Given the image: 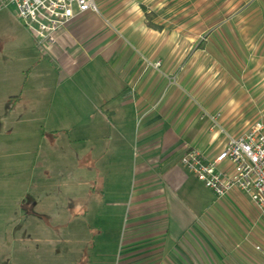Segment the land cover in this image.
I'll return each instance as SVG.
<instances>
[{
	"label": "rangeland",
	"instance_id": "obj_1",
	"mask_svg": "<svg viewBox=\"0 0 264 264\" xmlns=\"http://www.w3.org/2000/svg\"><path fill=\"white\" fill-rule=\"evenodd\" d=\"M151 1L144 14L154 32L161 28L170 43L185 44L186 64L216 67L218 90L227 86L235 97L255 85L264 50L257 0ZM35 48L13 11L1 10L0 264H139L144 249L131 247L128 229L138 157L118 136L129 135L135 124L127 111L117 113L111 126L86 121L82 100L84 82H95L91 68L67 76ZM100 82L93 88L96 107L118 92L113 76ZM172 88L168 84L166 95ZM251 93L256 96V88ZM232 107L245 115L248 131L264 125V103Z\"/></svg>",
	"mask_w": 264,
	"mask_h": 264
},
{
	"label": "crops",
	"instance_id": "obj_2",
	"mask_svg": "<svg viewBox=\"0 0 264 264\" xmlns=\"http://www.w3.org/2000/svg\"><path fill=\"white\" fill-rule=\"evenodd\" d=\"M93 1L97 14L76 16L57 33L50 52L42 53L67 76L91 68L95 82H84L82 100L88 105L86 121L111 126L117 113L127 111L135 124L129 135L118 133L138 157L129 210L131 247L144 249V264H264V216L249 198L232 190L218 199L180 166L186 148L212 162L228 138L248 131L245 115L232 104L264 103V50L256 60L255 85L234 97L227 86L216 87V67L186 64L185 44L170 43L161 28L154 32L144 14L151 0ZM257 5L256 24L264 25V0ZM106 74L113 76L111 87L118 92L96 107L93 88L103 86ZM168 84L176 88L166 95ZM253 88L257 95L249 96ZM218 114L220 120L211 122ZM219 170L230 175L233 167L224 163ZM206 195L214 199L212 205ZM143 221L147 226L141 229Z\"/></svg>",
	"mask_w": 264,
	"mask_h": 264
},
{
	"label": "built area",
	"instance_id": "obj_3",
	"mask_svg": "<svg viewBox=\"0 0 264 264\" xmlns=\"http://www.w3.org/2000/svg\"><path fill=\"white\" fill-rule=\"evenodd\" d=\"M12 10L14 18L33 37L41 52L49 53L56 35L76 16L97 14L93 0H0L1 10ZM156 68L159 64L155 65ZM220 115L210 118L216 123ZM229 163L232 174L219 170ZM206 190L221 199L232 190L249 198L258 214L264 216V125L257 123L237 138H228L223 150L208 162L191 148L180 159ZM258 250V249H257Z\"/></svg>",
	"mask_w": 264,
	"mask_h": 264
}]
</instances>
